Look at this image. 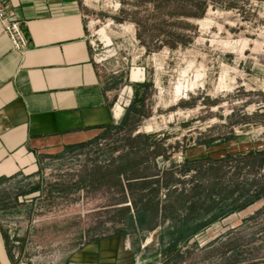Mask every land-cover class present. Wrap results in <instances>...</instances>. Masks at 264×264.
Here are the masks:
<instances>
[{"label": "rangeland", "instance_id": "1", "mask_svg": "<svg viewBox=\"0 0 264 264\" xmlns=\"http://www.w3.org/2000/svg\"><path fill=\"white\" fill-rule=\"evenodd\" d=\"M79 2L92 31L104 29L111 39L99 51L106 69L123 68L122 87L132 69L145 71L149 82L137 97L134 131H113L0 184V220L14 253L26 262L58 264L98 239L129 237L137 250L149 236V264H264V197L187 240L177 233L199 187L196 200L204 202L209 187L218 201L216 191L264 186L260 159H235L264 151V0H180L181 9L172 1ZM138 134L151 137L157 157L132 150L135 143L128 142ZM119 157L143 158L139 175L171 172L170 187L159 190L164 204L169 194L183 195L169 209L174 219L157 214V233L134 219L138 197L126 189L125 176L113 173L124 162ZM226 157L233 159L207 161ZM196 160L198 167L181 171Z\"/></svg>", "mask_w": 264, "mask_h": 264}, {"label": "crops", "instance_id": "2", "mask_svg": "<svg viewBox=\"0 0 264 264\" xmlns=\"http://www.w3.org/2000/svg\"><path fill=\"white\" fill-rule=\"evenodd\" d=\"M0 1L29 41L26 52L15 51L0 22L2 184L120 123L149 80L145 71L132 69L122 87L123 68L106 69L107 59L99 51L111 39L107 34L110 42L104 39V29L92 31L79 0ZM11 243L0 220V264H39L19 259ZM151 243L148 236L136 250L129 237H106L83 245L58 264H149L152 257L148 263L146 249Z\"/></svg>", "mask_w": 264, "mask_h": 264}, {"label": "trees", "instance_id": "3", "mask_svg": "<svg viewBox=\"0 0 264 264\" xmlns=\"http://www.w3.org/2000/svg\"><path fill=\"white\" fill-rule=\"evenodd\" d=\"M153 3H160L162 4H168L171 1L178 3L176 8L181 9L180 0H150ZM203 5V6H202ZM201 8L203 12L206 10L205 4H201ZM194 15V14H193ZM141 112V108H139L137 105H135L133 102L130 104V106L127 108L126 113L124 114L122 120L118 124H110L105 127V130L96 138L91 140L88 143L82 144V145H76L71 147L68 151L79 149L83 147H87L90 145H93L94 143H97L98 140L101 138H104L109 133H112L113 131H125L129 130L130 132L134 131V127L131 126V119L133 114H138ZM135 141L131 140L128 143L133 144L135 143V148H132L134 151L141 152L142 150L145 151L147 158L151 155L153 157H157L158 153L154 150L150 149V139L151 137L138 134L135 138ZM143 140L140 141V140ZM115 148H113L114 150ZM131 151V150H130ZM138 154V153H137ZM162 154V153H161ZM159 154V155H161ZM254 158L257 161L261 162V165L264 166V151L261 152H251L245 156L238 155L235 157L236 160H241L244 158ZM119 159L124 161L122 164L118 163L117 167L115 168V175L121 177L125 176L127 178V186L126 189L130 191L132 195L136 194L137 199L134 198V206L136 208V215L134 216V219L136 222H138L142 228L145 227H151V228H157L154 220L157 216V214H162V216L170 217L174 219V213L169 210L172 208L173 205L180 203V198H183L182 194H175V195H167L165 202L160 201L159 199V190L164 185L166 187H170L171 179L168 178L171 175L170 171L161 172L159 174L155 175H149L147 173L139 175V172H136V168L142 163L143 158L140 160H127L124 157H119L117 160L119 162ZM232 157H226L225 159H207L211 164H221L225 163L229 160H232ZM117 160H113L114 164L117 163ZM202 160H196V161H185L184 165L182 166L181 171L188 172L190 169L194 167H198L196 164L201 163ZM111 170H108V172ZM147 174V175H146ZM160 177V178H157ZM153 180L152 182H150ZM154 187H157L155 189ZM228 189H230V186H227ZM120 188V187H119ZM199 191L198 194H195L193 197L191 204H189L188 211L190 212L188 216H184L181 221H185L184 224H182V229L178 228V234L183 235L182 239H189L191 236L196 234L198 231L202 230L209 224H212L216 222L217 220L229 216L234 212L243 210L245 208H248L256 201L260 200L264 197V186H260L259 184L255 183L253 185H238L237 189L229 190L228 192L223 191H216L220 195V199L218 201H214V191L212 190V187L205 189L206 191V200L204 202H200L198 199L196 200L199 195L202 197L203 191L201 187L197 189ZM144 192V194H143ZM139 193V194H138ZM177 199V200H175ZM186 205V204H185ZM194 210V211H191ZM206 215H208V220L206 222H200L198 224H193L190 222V219H203Z\"/></svg>", "mask_w": 264, "mask_h": 264}, {"label": "built area", "instance_id": "4", "mask_svg": "<svg viewBox=\"0 0 264 264\" xmlns=\"http://www.w3.org/2000/svg\"><path fill=\"white\" fill-rule=\"evenodd\" d=\"M12 17L13 14L0 1V22L3 32L9 38L13 49L19 53H24L29 48V41L21 24Z\"/></svg>", "mask_w": 264, "mask_h": 264}]
</instances>
